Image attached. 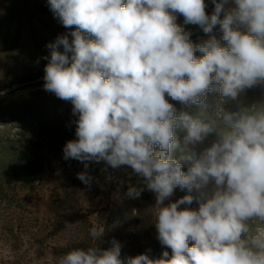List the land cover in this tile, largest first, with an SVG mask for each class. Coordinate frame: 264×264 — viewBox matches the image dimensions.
I'll return each instance as SVG.
<instances>
[{"label":"clouds","instance_id":"1","mask_svg":"<svg viewBox=\"0 0 264 264\" xmlns=\"http://www.w3.org/2000/svg\"><path fill=\"white\" fill-rule=\"evenodd\" d=\"M211 3L209 15L205 0H48L54 18L74 28L47 45L43 77L46 91L73 105L76 139L66 142L63 158L85 169L101 161L129 166L143 186L126 195L155 193L145 214L171 250L121 260L113 240L108 249L73 248L56 264H264V102L225 107L264 85V0ZM176 13L209 38L193 43ZM213 91L221 99L208 114ZM166 96L202 111L177 113ZM177 129L186 133L183 147ZM77 178L91 186L87 171ZM177 187L188 194L165 206ZM194 201L198 209L181 208ZM102 234L88 230L93 242Z\"/></svg>","mask_w":264,"mask_h":264},{"label":"rangeland","instance_id":"2","mask_svg":"<svg viewBox=\"0 0 264 264\" xmlns=\"http://www.w3.org/2000/svg\"><path fill=\"white\" fill-rule=\"evenodd\" d=\"M205 3L210 15L214 5L211 0ZM175 15L193 43L209 38L199 25L185 24L181 14ZM72 30L54 18L48 0H0V92L4 93L0 95V173L30 168L29 176L21 180L0 176V264H56L64 250L93 243L108 249L113 240L122 249L126 215L138 212L139 206L146 210L155 205V193L147 189L136 199L126 195L130 187L143 186L129 166L113 169L101 161L88 162L85 169L82 162L63 158L66 142L76 139L73 105L46 91L43 77L50 58L47 45ZM213 34L220 39L218 27ZM166 99L177 113L202 111L200 106ZM220 99L216 91L207 94L208 114ZM185 135L177 129L181 147ZM180 154L177 150L174 158ZM84 171L93 178L90 187L77 178ZM186 194L174 190L165 206ZM184 207L199 205L194 201ZM93 226L103 229L95 242L88 236ZM120 257L125 260L127 255L121 252Z\"/></svg>","mask_w":264,"mask_h":264},{"label":"trees","instance_id":"3","mask_svg":"<svg viewBox=\"0 0 264 264\" xmlns=\"http://www.w3.org/2000/svg\"><path fill=\"white\" fill-rule=\"evenodd\" d=\"M260 102H264V85H258L251 89H247L240 95L238 100L226 101L225 107L229 110H236L240 104L251 105L253 103ZM214 139L215 134H212L203 144L197 145L195 149L197 153L201 152L204 148L209 147ZM188 167L189 165L187 163L182 162V170L184 172H187ZM22 173L25 175L24 177L22 176ZM29 174L30 168L24 166L21 169L13 168L9 170H2L0 176L10 177L14 180H21L29 176ZM210 188L211 185H209V189ZM175 190L187 192L186 189L181 190L179 187H177ZM193 194H196L195 191ZM139 207L137 210L138 212L132 214V212L129 211L125 217V220H123L125 229L122 240L126 242V245L121 249V252H124L127 257H134L142 253H147L150 258L153 259L159 258L162 255V252L165 250L169 251L171 254V250L162 246L158 240V232L154 221H152V219L154 220V217H146L143 207L142 209L141 206ZM148 226L152 227L148 228ZM64 251L68 252L69 250ZM120 259L123 260L124 257H120Z\"/></svg>","mask_w":264,"mask_h":264}]
</instances>
